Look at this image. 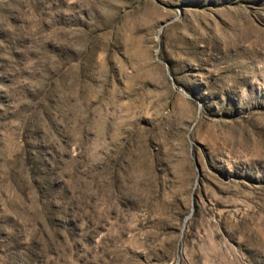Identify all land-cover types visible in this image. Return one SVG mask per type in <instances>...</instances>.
Listing matches in <instances>:
<instances>
[{"label": "rangeland", "instance_id": "1", "mask_svg": "<svg viewBox=\"0 0 264 264\" xmlns=\"http://www.w3.org/2000/svg\"><path fill=\"white\" fill-rule=\"evenodd\" d=\"M0 264H264V0H0Z\"/></svg>", "mask_w": 264, "mask_h": 264}]
</instances>
